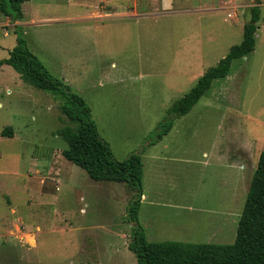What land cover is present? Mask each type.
<instances>
[{
    "label": "rangeland",
    "instance_id": "obj_1",
    "mask_svg": "<svg viewBox=\"0 0 264 264\" xmlns=\"http://www.w3.org/2000/svg\"><path fill=\"white\" fill-rule=\"evenodd\" d=\"M254 1L237 0L245 6L235 17L220 0H28L21 24L0 12V59L22 33L84 98L114 156L141 155L138 218L149 241H235L264 150V0L254 50L155 138L173 103L242 41ZM61 102L0 66V134L14 128L0 137V264H137L128 248L134 192L64 157L60 131L73 123Z\"/></svg>",
    "mask_w": 264,
    "mask_h": 264
},
{
    "label": "trees",
    "instance_id": "obj_2",
    "mask_svg": "<svg viewBox=\"0 0 264 264\" xmlns=\"http://www.w3.org/2000/svg\"><path fill=\"white\" fill-rule=\"evenodd\" d=\"M25 1L28 0H0V12L11 16L13 21L20 20ZM254 3L250 8V19L244 24L242 41L234 44L216 65L209 67L196 84L173 103L167 117L158 125L160 130L155 140L169 132L174 119L188 112L211 87L214 79L229 73L234 59L254 50L262 0ZM16 41L9 56L0 59V66L12 65L26 82L62 98L60 109L73 123L60 131L68 143L62 151L64 157L85 169L94 180L125 182L132 188L134 194L127 210L132 223L128 248L135 254L137 264H264V150L259 154L233 243L149 241L138 218L144 176L141 155L132 153L126 159H117L109 144L99 135L84 98L48 71L28 48L22 33L17 35ZM1 135L13 136V127L3 128Z\"/></svg>",
    "mask_w": 264,
    "mask_h": 264
},
{
    "label": "crops",
    "instance_id": "obj_3",
    "mask_svg": "<svg viewBox=\"0 0 264 264\" xmlns=\"http://www.w3.org/2000/svg\"><path fill=\"white\" fill-rule=\"evenodd\" d=\"M221 2H222V4H220L219 6H218V8H222V9H230V8H233V11H229L228 12V16L229 17H235L236 15H237V10L240 8V7H243V6H245V5H243L242 3H237V0H220ZM203 4H205V7H207V3L205 2V3H203ZM255 4V3H254ZM262 5H263V3H261ZM261 4H260V6H261ZM251 5H253V3H251ZM210 7V9H214L215 7H213V6H209ZM201 9H205L202 5L199 7V8H195V11H199V10H201ZM186 11H191V9H188V10H186ZM128 12H122V13H120L119 15H125V14H127ZM115 15L116 13H111V12H107V13H99L98 11H92V14L91 15H93V16H96V15H101V16H105V15ZM199 19H200V17H198ZM21 23H23V20H16V21H14L13 22V24H21ZM9 56V55H8ZM8 56H6V57H8ZM5 57V58H6ZM1 106H2V103H1ZM13 132H14V128H13ZM0 137H1V134H0ZM40 172V171H39ZM57 172V173H56ZM54 174H55V176L53 177L55 180V184H58V183H61V181H62V175H61V172L60 171H56ZM146 196V193L143 191V194H142V199H141V201L143 200V197H145ZM8 202H9V200H8ZM9 204L11 205V202H9ZM3 206H5L4 204L3 205H0V210H2L3 209ZM11 210H14L15 211V208H11ZM31 242L32 243H34L35 241H34V238L32 237L31 238Z\"/></svg>",
    "mask_w": 264,
    "mask_h": 264
},
{
    "label": "built area",
    "instance_id": "obj_4",
    "mask_svg": "<svg viewBox=\"0 0 264 264\" xmlns=\"http://www.w3.org/2000/svg\"><path fill=\"white\" fill-rule=\"evenodd\" d=\"M0 106H1V103H0ZM18 230L21 231V228H19Z\"/></svg>",
    "mask_w": 264,
    "mask_h": 264
}]
</instances>
